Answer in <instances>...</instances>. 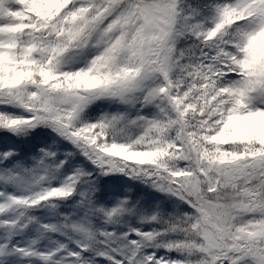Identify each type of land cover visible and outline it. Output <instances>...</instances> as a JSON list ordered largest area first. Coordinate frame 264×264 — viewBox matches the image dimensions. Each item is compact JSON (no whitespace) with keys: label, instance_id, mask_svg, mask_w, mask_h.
Here are the masks:
<instances>
[{"label":"snow or ice","instance_id":"6c2138e0","mask_svg":"<svg viewBox=\"0 0 264 264\" xmlns=\"http://www.w3.org/2000/svg\"><path fill=\"white\" fill-rule=\"evenodd\" d=\"M0 264H264V0H0Z\"/></svg>","mask_w":264,"mask_h":264}]
</instances>
